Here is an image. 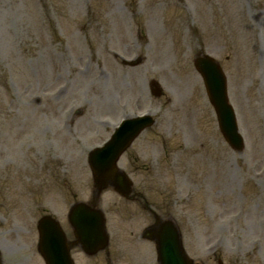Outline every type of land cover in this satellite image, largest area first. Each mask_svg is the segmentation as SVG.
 Wrapping results in <instances>:
<instances>
[{
  "label": "rangeland",
  "instance_id": "374dc122",
  "mask_svg": "<svg viewBox=\"0 0 264 264\" xmlns=\"http://www.w3.org/2000/svg\"><path fill=\"white\" fill-rule=\"evenodd\" d=\"M205 54L228 77L241 152L194 66ZM143 113L156 124L119 164L131 197L99 194L90 152ZM77 202L104 210L110 244L94 256L74 244L76 264H157L142 238L156 216L175 221L201 264H264V0H0V212L19 237L10 258L32 239V264H45L37 224L48 214L75 243Z\"/></svg>",
  "mask_w": 264,
  "mask_h": 264
},
{
  "label": "water",
  "instance_id": "95a60500",
  "mask_svg": "<svg viewBox=\"0 0 264 264\" xmlns=\"http://www.w3.org/2000/svg\"><path fill=\"white\" fill-rule=\"evenodd\" d=\"M202 71L210 98L219 111L221 127L227 139L236 147L242 146L243 140L238 132L232 107L228 103L226 79L219 66L210 58L200 59ZM148 121L135 123L131 121L124 130L118 131L111 142L104 148L96 150L91 156L94 170L105 178L113 179L123 187L125 177L116 169V161L131 141L145 128ZM72 222L81 236L84 246L90 253L96 252L107 242L104 232V219L99 211L91 210L84 204L77 205L71 214ZM159 232V247L162 264H192L187 262L179 245L178 232L172 224H163ZM41 250L48 264H73L66 238L59 225L50 217L40 222Z\"/></svg>",
  "mask_w": 264,
  "mask_h": 264
},
{
  "label": "flooded vegetation",
  "instance_id": "af4514ba",
  "mask_svg": "<svg viewBox=\"0 0 264 264\" xmlns=\"http://www.w3.org/2000/svg\"><path fill=\"white\" fill-rule=\"evenodd\" d=\"M0 264H2V261H0Z\"/></svg>",
  "mask_w": 264,
  "mask_h": 264
},
{
  "label": "bare ground",
  "instance_id": "6f19581e",
  "mask_svg": "<svg viewBox=\"0 0 264 264\" xmlns=\"http://www.w3.org/2000/svg\"><path fill=\"white\" fill-rule=\"evenodd\" d=\"M125 161V160H124Z\"/></svg>",
  "mask_w": 264,
  "mask_h": 264
}]
</instances>
